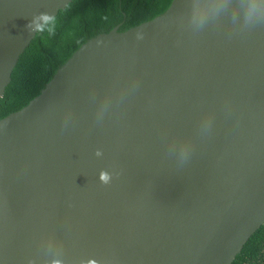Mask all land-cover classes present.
<instances>
[{
  "label": "water",
  "instance_id": "95a60500",
  "mask_svg": "<svg viewBox=\"0 0 264 264\" xmlns=\"http://www.w3.org/2000/svg\"><path fill=\"white\" fill-rule=\"evenodd\" d=\"M72 1L0 0V99ZM118 29L0 119V264H233L264 224V0Z\"/></svg>",
  "mask_w": 264,
  "mask_h": 264
},
{
  "label": "trees",
  "instance_id": "16d2710c",
  "mask_svg": "<svg viewBox=\"0 0 264 264\" xmlns=\"http://www.w3.org/2000/svg\"><path fill=\"white\" fill-rule=\"evenodd\" d=\"M172 0H73L38 30L13 71L0 99V119L27 106L58 69L90 39L151 21L165 13ZM233 264H264V224L252 235Z\"/></svg>",
  "mask_w": 264,
  "mask_h": 264
},
{
  "label": "clouds",
  "instance_id": "9594fccd",
  "mask_svg": "<svg viewBox=\"0 0 264 264\" xmlns=\"http://www.w3.org/2000/svg\"><path fill=\"white\" fill-rule=\"evenodd\" d=\"M105 182H107V179H108V177H107V175L106 174H102V177H101Z\"/></svg>",
  "mask_w": 264,
  "mask_h": 264
}]
</instances>
